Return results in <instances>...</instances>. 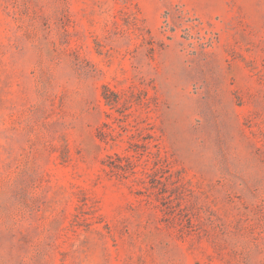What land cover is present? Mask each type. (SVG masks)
<instances>
[{
    "label": "rangeland",
    "instance_id": "rangeland-1",
    "mask_svg": "<svg viewBox=\"0 0 264 264\" xmlns=\"http://www.w3.org/2000/svg\"><path fill=\"white\" fill-rule=\"evenodd\" d=\"M0 264H264V0H0Z\"/></svg>",
    "mask_w": 264,
    "mask_h": 264
}]
</instances>
